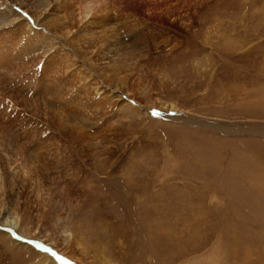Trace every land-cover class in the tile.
I'll return each mask as SVG.
<instances>
[{
  "label": "rangeland",
  "instance_id": "1",
  "mask_svg": "<svg viewBox=\"0 0 264 264\" xmlns=\"http://www.w3.org/2000/svg\"><path fill=\"white\" fill-rule=\"evenodd\" d=\"M76 1L43 28L46 0H0L3 197L41 234L0 224V264L50 263L48 236L61 264H264V0Z\"/></svg>",
  "mask_w": 264,
  "mask_h": 264
},
{
  "label": "bare ground",
  "instance_id": "2",
  "mask_svg": "<svg viewBox=\"0 0 264 264\" xmlns=\"http://www.w3.org/2000/svg\"><path fill=\"white\" fill-rule=\"evenodd\" d=\"M47 1H49V0H46V4L47 5H44L43 4V11H44V18L42 19V20H44V23L42 24L44 27L43 28H45L47 25H48V23L49 22H51V21H49V18L48 17H50L51 16V14H50V12H47V11H49L50 9H48L49 7V5L50 4H48L47 3ZM78 1V0H77ZM76 1V2H77ZM65 2V1H64ZM40 4H38V5H41V2H39ZM87 3V2H86ZM35 4V3H34ZM37 5V6H38ZM42 6V5H41ZM68 6V5H67ZM86 5H84L83 7L86 9V7H85ZM39 7V6H38ZM82 7V8H83ZM31 8V7H30ZM42 8V7H41ZM40 8V9H41ZM54 8V7H53ZM92 8V7H91ZM87 9H88V7H87ZM93 10H94V8H92ZM83 10V9H82ZM90 10V9H89ZM88 10V11H89ZM35 11V10H34ZM80 11V10H79ZM85 12H83V13H80V14H78L77 16H78V18H80V16H81V18H85V16H87V15H85V13L86 14H88V11H86V10H84ZM6 12V9H4V11L2 12V11H0V27H1V25H3L2 27L3 28H1V32L2 33H0V35L2 34V35H7V34H9V35H12V33L10 34V30H9V28L7 29V28H5L6 26H10L9 24H11L12 22H14V21H12V20H7V14L5 13ZM52 12V11H51ZM36 13V12H35ZM34 13V16H36L37 14H35ZM48 13V14H47ZM89 13H90V11H89ZM92 13V12H91ZM95 13H96V10H95ZM97 13H98V11H97ZM47 14V15H46ZM75 14V13H74ZM9 15V14H8ZM41 15V14H40ZM39 15V16H40ZM93 15V14H92ZM104 17H102V18H94V21L92 20V19H90V20H92L93 21V26L95 27V28H98L99 30H101V32H103V33H105L106 32V30L104 29H101V27L102 26H105V25H107L109 22H110V18H108L107 17V11H105V13H104ZM15 16V15H14ZM22 17V16H21ZM93 17V16H92ZM14 18V17H13ZM34 18V17H33ZM74 19H76V18H74ZM88 19V18H87ZM36 20V19H35ZM51 20V19H50ZM47 21H49L48 23H47ZM23 26L22 27H24L25 26V28H26V25L28 24L27 23V21L26 20H22L21 22H20ZM19 23V24H20ZM52 23V22H51ZM86 23H88L89 24V21H87ZM92 23V22H91ZM13 24V23H12ZM15 24V23H14ZM17 24V23H16ZM50 24V23H49ZM58 24V23H57ZM38 25V24H37ZM86 25V24H85ZM39 26V25H38ZM59 26V25H58ZM32 27V26H31ZM30 27V28H31ZM48 27V26H47ZM83 27V26H82ZM28 28H29V26H28ZM29 28V29H30ZM32 29H34L33 31H32V35H31V38H30V42H33L34 41V43H35V37H39V34H42V29L41 28H39V29H37V27L36 28H31V30ZM36 29V30H35ZM76 29V28H75ZM78 29V28H77ZM77 29H76V31H77ZM79 29H80V27H79ZM78 29V30H79ZM82 29V28H81ZM80 29V30H81ZM17 29H15V31H16ZM30 30V31H31ZM66 30H67V28H66ZM68 31V30H67ZM17 33H19L18 31H16ZM23 32H26L24 29L22 30V34H23ZM53 32V31H52ZM70 32V31H69ZM69 32H66L67 34L69 33ZM78 32V31H77ZM80 32V31H79ZM30 33V32H29ZM21 34V35H22ZM43 34L46 36V38L48 39V40H53V38H54V36L50 33V31H48L47 29L46 30H43ZM42 34V35H43ZM55 34V33H54ZM8 35V36H9ZM43 35V36H44ZM17 36V35H16ZM109 36H111V34L109 33ZM7 37V36H6ZM23 37H25V35H23ZM5 38V37H4ZM69 38V36L67 37V39ZM8 39V38H7ZM17 39V38H16ZM23 39V38H22ZM46 39V40H47ZM67 39H66V41H67ZM74 39V38H73ZM11 40V39H10ZM76 40V39H75ZM17 41H19V39L17 40ZM24 41V40H23ZM44 41V40H43ZM72 41V40H71ZM0 42H2V41H0ZM11 42V41H10ZM9 42V43H10ZM13 42H14V39H13ZM13 42L11 43V44H13ZM21 42V41H20ZM54 43H56L55 41H53ZM58 42V41H57ZM59 42H61L60 40H59ZM78 42V41H77ZM76 42V43H77ZM3 43H4V41H3ZM19 43V42H18ZM25 43V42H24ZM28 43V42H27ZM67 43H68V41H67ZM66 43V44H67ZM75 43V42H74ZM22 44V43H21ZM29 44V43H28ZM31 44H33V43H31ZM4 45H5V43H4ZM4 45H2V47L4 46ZM10 45V44H9ZM19 45H20V43H19ZM25 46L27 45V44H24ZM42 45H43V43H42ZM68 45V44H67ZM76 45V44H75ZM11 46V45H10ZM10 46H8V47H10ZM15 46H17V45H15ZM22 47H23V45H21ZM34 46V45H33ZM61 46H62V43H61ZM64 46V45H63ZM0 47H1V45H0ZM5 47V46H4ZM7 47V46H6ZM20 47V46H19ZM21 47V48H22ZM29 47V46H28ZM27 47V48H28ZM32 47V46H31ZM40 47V46H39ZM11 48V47H10ZM17 48H18V46H17ZM25 49H26V47H24ZM44 48V47H43ZM12 49H13V47H12ZM19 49V48H18ZM25 49H21V50H24V52H25ZM29 49V48H28ZM1 50V49H0ZM6 50V49H5ZM9 50V49H8ZM30 50V49H29ZM35 50V49H34ZM37 50H38V48H37ZM72 50V49H71ZM2 51V50H1ZM7 51V50H6ZM73 51V50H72ZM75 51V50H74ZM73 51V52H74ZM3 52V51H2ZM18 52V51H17ZM22 52V51H21ZM23 52V53H24ZM26 52H27V50H26ZM32 52V50H30V53ZM67 52V51H66ZM7 53H8V51H7ZM19 53H20V51H19ZM1 54H3V53H1ZM16 54V53H15ZM22 54V53H21ZM23 55V54H22ZM2 56V55H1ZM10 56H13L14 57V55L13 54H11ZM25 56H26V54H25ZM69 57V56H68ZM10 58H12V57H10ZM20 58V57H19ZM30 58V57H29ZM8 60H10V59H8ZM28 60H30V59H28ZM75 60V59H74ZM5 61V60H4ZM3 61V62H4ZM19 61V60H18ZM80 61V60H79ZM0 62H2L1 61V59H0ZM10 62V61H9ZM23 62V61H22ZM29 62V61H28ZM31 62H32V60H31ZM40 62V61H39ZM8 62H6V64H7ZM25 63V62H24ZM37 63V62H36ZM9 64V63H8ZM28 64V63H27ZM32 65V64H31ZM43 65H46V64H43ZM89 65V64H88ZM23 66V65H22ZM47 66V65H46ZM82 67V66H81ZM89 67V66H88ZM4 68V65H3V63H0V70H2ZM6 68V67H5ZM25 68H27V67H25ZM24 68V69H25ZM8 69H9V67H8ZM23 69V68H22ZM21 69V70H22ZM23 69V70H24ZM52 69V68H51ZM7 69H5V71L4 72H7L6 71ZM19 70V69H18ZM26 70V69H25ZM54 70V69H53ZM52 70V71H53ZM24 72V71H23ZM27 72V71H26ZM1 73H3V71H1ZM8 73V72H7ZM7 73L5 74V75H7ZM29 73V72H28ZM25 74V73H24ZM27 74V73H26ZM33 74V73H32ZM2 75V74H1ZM0 75V76H1ZM28 75H30V73L29 74H27V75H25L23 78L25 79L26 78V76H28ZM49 75H51V74H49ZM77 75H79V74H77ZM86 75V74H85ZM18 76V75H17ZM3 77V76H2ZM6 77H8V76H6ZM19 77V76H18ZM16 78V80H17V83L19 82L18 81V79L19 78H21L22 76L20 75V77L19 78ZM29 77V76H28ZM27 77V79H29ZM53 78V77H52ZM4 79V78H3ZM14 80V79H13ZM20 80H22V78L20 79ZM37 80V79H36ZM0 81H2L1 79H0ZM28 81H31V80H28ZM38 81V80H37ZM3 83H4V81H2ZM32 82V81H31ZM30 82V83H31ZM35 82V81H34ZM34 82H32L33 84H35ZM1 83V82H0ZM2 83V84H3ZM15 83H16V81H15ZM14 83V84H15ZM24 83H25V81H24ZM29 83V84H30ZM31 83V84H32ZM39 83V82H38ZM21 84V83H20ZM26 84H28V82L26 83ZM28 84V85H29ZM4 85H6V84H4ZM12 86V85H11ZM11 86H9V87H11ZM30 86V85H29ZM35 86V85H34ZM8 87V86H7ZM8 87V88H9ZM18 87V86H17ZM22 88H24L25 87V85H24V87L23 86H21ZM21 87H19V88H21ZM33 87V86H32ZM14 88V87H13ZM13 88H10V90L11 89H13ZM15 88H16V86H15ZM26 89V88H25ZM38 89V88H37ZM3 90H5V89H3ZM16 90V89H15ZM20 90V89H19ZM26 90H28V89H26ZM29 90H30V87H29ZM28 90V91H29ZM34 90V89H33ZM35 90H36V88H35ZM59 90V89H58ZM21 91V90H20ZM27 91V92H28ZM38 91V90H37ZM22 92V91H21ZM27 92H25V93H27ZM36 92V91H35ZM34 92V93H35ZM3 93V92H2ZM23 93V92H22ZM33 93V94H34ZM1 94V93H0ZM4 94V93H3ZM7 94V93H6ZM32 94V95H33ZM26 95V94H25ZM32 95H31V98H32ZM1 96V95H0ZM34 96V95H33ZM2 97V96H1ZM29 97V96H28ZM34 98V97H33ZM18 99V98H17ZM22 99V98H21ZM21 99H20V101H21ZM15 100V99H14ZM27 100V99H26ZM59 100V99H58ZM69 100V99H68ZM1 101V100H0ZM17 101H19V99L17 100ZM23 101V100H22ZM151 101V100H150ZM9 102V101H8ZM8 102H7V104H8ZM32 102V101H31ZM53 102V101H52ZM14 103V102H13ZM18 103V102H17ZM22 103V102H21ZM33 103V102H32ZM2 104V103H1ZM4 104V103H3ZM10 105H11V103H10ZM9 104H8V106H10ZM0 106H3V105H0ZM8 106H6V107H8ZM25 106V105H24ZM131 106V105H130ZM173 105H169V107L170 108H173L172 107ZM162 107H164V106H162ZM166 107V106H165ZM168 107V108H169ZM1 108V107H0ZM167 108V107H166ZM2 109H4L3 107H2ZM2 109H0V111L2 110ZM164 109V108H163ZM8 112H9V109L7 108L6 109ZM177 110V109H176ZM5 111V110H4ZM7 111H6V113H7ZM15 111V110H14ZM59 111V110H58ZM36 112V111H35ZM166 112V111H165ZM3 113V112H2ZM178 113V115L177 116H175V117H170L169 118V120H174V121H177V122H181V121H184L185 120V122L187 121V122H192V123H194V124H199V125H201V122L203 121V122H205V123H208V124H210L211 122L210 121H208V120H205V119H202V118H198V117H192L191 116V118L192 119H190V118H187V117H190L189 115L187 116V114H186V116L187 117H183V115L180 113V112H177ZM8 114V113H7ZM9 114H11L10 112H9ZM1 116V115H0ZM185 116V115H184ZM1 118V117H0ZM17 121V120H16ZM68 122V121H67ZM212 123H213V125H215L216 126V124H217V122L216 121H212ZM221 123H223V122H221ZM219 124V123H218ZM222 125V124H221ZM230 125V124H229ZM2 126V125H1ZM223 126H224V124H223ZM234 126V125H233ZM6 127V126H5ZM37 127V126H36ZM1 128V127H0ZM233 129V128H232ZM2 130V129H1ZM9 130V129H8ZM34 131V130H33ZM23 132V131H22ZM3 134V133H2ZM6 135V134H5ZM2 136V135H1ZM1 139H3V140H9V139H11V135H10V137L9 138H7V137H5V136H3V137H1ZM19 140V139H18ZM13 141V140H12ZM18 143V142H17ZM23 145V144H22ZM16 146V145H15ZM18 146V145H17ZM17 146L15 147V148H17ZM20 146H21V144H20ZM26 148V147H25ZM24 149V148H23ZM28 149V148H27ZM18 150V149H17ZM22 150V149H21ZM21 150H18V152H17V154H15V155H17V157L21 154L19 151H21ZM25 150V149H24ZM29 151V150H28ZM27 151V152H28ZM32 151V150H31ZM24 152V151H23ZM26 153V152H25ZM27 156V155H26ZM29 156V155H28ZM39 156V155H38ZM16 157V158H17ZM42 160V159H41ZM6 162L4 163V164H1L0 163V224L2 225V226H4V228H7V227H10L11 226V231H13L14 233L17 231V234H18V231L21 233V234H23V232H22V228L24 229L25 228V226H24V223H23V221H25L24 220V218H19L20 217V214L18 213V210L16 209V208H9L8 206V204H7V201H6V203H5V198L3 197L7 192H9V193H11V192H13L12 191V189L14 190V186H15V183H16V178H17V176H18V169H17V166L16 167H13V165L11 166V164L9 163V161L8 160H5ZM33 162V161H32ZM14 166H15V164H14ZM24 166V165H23ZM22 173H25V169L24 168H21V174ZM21 174H20V176H21ZM22 175H24V174H22ZM37 177V176H36ZM25 180V179H24ZM35 180V179H34ZM23 182V181H22ZM36 184V183H35ZM23 186V185H22ZM17 187V186H16ZM40 190V189H39ZM32 191V190H31ZM9 193H8V195H9ZM12 194H14V193H12ZM35 194V193H34ZM7 195V196H8ZM33 196V195H32ZM41 196V195H40ZM43 197V196H42ZM17 200V199H16ZM41 199H39V201H40ZM47 202V201H46ZM16 205V204H15ZM11 206V205H10ZM2 208H5V210H2ZM7 226V227H6ZM44 227V226H43ZM16 229V231H15V229ZM38 229V228H37ZM9 230V229H8ZM51 231H53V230H51ZM61 231H62V235H63V233H65V235H64V237L62 236V238H63V240L65 241V243L67 244V243H69L70 242V240H69V242H67L68 241V238H67V233L69 234V236H70V238L71 239H77L76 237H77V232L74 234V233H70L69 231L67 232V230L66 229H62L61 228ZM40 232V231H39ZM47 232H49V229H48V231ZM57 232H59V231H57ZM1 233H3V232H0V234ZM19 233V234H20ZM16 234V233H15ZM51 234H53V233H51ZM50 234V235H51ZM24 235V234H23ZM24 236H26V237H32V238H36V237H38L39 239H41L40 238V236H41V234H39L38 236L36 235V233H35V230L33 229V228H30L29 229V231H28V235H24ZM43 236V235H42ZM56 236V235H55ZM57 236H59V235H57ZM52 238V237H51ZM7 239H8V242H9V244H12V245H14V246H17V247H20L19 245H25V243H21V242H16V240H13V239H11L10 237H8V238H5L4 240H6L7 241ZM23 239H25V238H23ZM21 241V240H20ZM45 241L46 242H48V244L50 243V245H48V244H44L45 246H40L39 248L42 250V253H43V255L44 256H46V257H48L49 258V260H50V263H48L46 260H44L42 257H41V254L39 255V258L36 260V262L35 263H31V264H56L55 263V261H57V263L58 264H61V263H59L58 262V260H60L59 259V257L54 253V247H52V245L53 246H55V247H57L54 243L56 242L55 241V239H54V241H50V237L48 236V237H46L45 238ZM58 241V240H57ZM72 241V240H71ZM75 241H77V240H75ZM54 242V243H53ZM59 243V242H58ZM27 246V245H26ZM2 257V256H1ZM7 258H9V256L7 257ZM6 258V259H7ZM53 259H58V260H53ZM64 260V259H63ZM30 261V260H29ZM66 261V260H65ZM64 261V262H65ZM20 262V261H19ZM68 262V261H67ZM67 262H65V263H67ZM9 263L11 264V262H10V260H9ZM70 263V262H69ZM5 264H8V263H5Z\"/></svg>",
  "mask_w": 264,
  "mask_h": 264
}]
</instances>
